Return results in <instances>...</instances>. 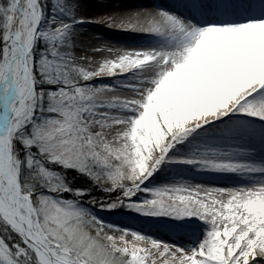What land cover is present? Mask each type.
<instances>
[{
    "label": "snow or ice",
    "instance_id": "snow-or-ice-1",
    "mask_svg": "<svg viewBox=\"0 0 264 264\" xmlns=\"http://www.w3.org/2000/svg\"><path fill=\"white\" fill-rule=\"evenodd\" d=\"M125 2L0 0V264H264V0ZM93 4L121 11L82 15ZM100 22L155 43L87 44Z\"/></svg>",
    "mask_w": 264,
    "mask_h": 264
},
{
    "label": "bare ground",
    "instance_id": "bare-ground-1",
    "mask_svg": "<svg viewBox=\"0 0 264 264\" xmlns=\"http://www.w3.org/2000/svg\"><path fill=\"white\" fill-rule=\"evenodd\" d=\"M183 0H126V2L122 6V10H144L140 6H150L153 4H169L173 6H179ZM182 10V9H181ZM117 11H121V9H116L113 6L104 7L100 4H93L91 6L86 7L82 10V15L85 17L93 18L96 20H100L105 14H113ZM100 27H106L103 22H100ZM83 31L86 35L83 39L89 45H94L96 47L110 48L113 50H133V49H143L148 48L155 43V38L148 35L137 34L131 31H122L120 35L106 34L104 32H95L88 27H85ZM79 54V53H78ZM91 54V53H90ZM107 56H112V53L107 51L102 53H97L94 55V61H97L96 58L101 57L102 59ZM195 182L205 184L206 186H214L218 184L222 187H230L234 186L236 179L229 178V176L221 175V174H204L199 175L195 178ZM135 227L146 230L147 232H151L160 236L161 240H166L167 242H173L182 246H188L190 240L193 238L190 235L188 229L187 232L181 229V232L178 234H171L165 228L158 227H147L142 225H135ZM178 237V238H176ZM180 239V240H179ZM180 241V243H179ZM182 242V243H181Z\"/></svg>",
    "mask_w": 264,
    "mask_h": 264
},
{
    "label": "rangeland",
    "instance_id": "rangeland-1",
    "mask_svg": "<svg viewBox=\"0 0 264 264\" xmlns=\"http://www.w3.org/2000/svg\"><path fill=\"white\" fill-rule=\"evenodd\" d=\"M99 26L100 25H88L86 27H88L89 29H91L95 32H104L106 34L120 35L122 33V31H119V30H113V29H109L108 27H103V26L99 28ZM107 57L110 58L111 56H107ZM104 58H106V56ZM96 60L97 61L102 60V58L98 57V59L96 58ZM101 79H104L105 81L108 80V78H101ZM115 83H119V81H115ZM108 95L130 96L131 93L125 92V91H118L115 93H109ZM229 178H234V177L229 176ZM234 179H236V178H234ZM214 186L222 187V186H219L218 184H216ZM114 195H116V194L114 193ZM95 211L106 222L117 224L120 227H128L131 229L139 230V231H142V232H144L150 236H153L157 239H160V236L153 234L151 232H147L146 230L139 229V228L135 227V225L139 224L142 226L153 227V228L154 227H158V228H162V229L165 228L167 231L169 230L168 232L171 234H174V233L178 234L179 232H181V229H175L168 223L157 222V221L149 219V218L138 217L135 214H131V213L115 212V211H111V212L110 211H101L99 209H95ZM200 223L201 222H199V221H194L193 224L191 225V227H198L200 225ZM182 230L187 232L189 229L188 230L182 229ZM176 238H178V237H176ZM164 241H166V240H164ZM133 243H136L142 247L150 246L148 244H144L143 242H138V241H133ZM169 243H173V242H169ZM179 243H180V241H179ZM158 264H159V262H158Z\"/></svg>",
    "mask_w": 264,
    "mask_h": 264
},
{
    "label": "trees",
    "instance_id": "trees-1",
    "mask_svg": "<svg viewBox=\"0 0 264 264\" xmlns=\"http://www.w3.org/2000/svg\"><path fill=\"white\" fill-rule=\"evenodd\" d=\"M79 182H80L81 184H83V183H84V181H83V180H80ZM96 194H97V195H99V196H101V198H105V197H104V195H103V194H101V193H96ZM114 196H115V195L113 194V198H114ZM115 212H123V211H115Z\"/></svg>",
    "mask_w": 264,
    "mask_h": 264
}]
</instances>
